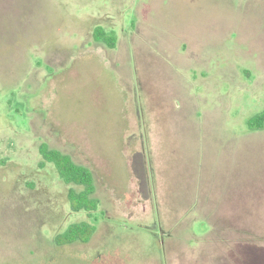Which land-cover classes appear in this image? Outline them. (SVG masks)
<instances>
[{
  "label": "rangeland",
  "instance_id": "374dc122",
  "mask_svg": "<svg viewBox=\"0 0 264 264\" xmlns=\"http://www.w3.org/2000/svg\"><path fill=\"white\" fill-rule=\"evenodd\" d=\"M261 111L264 0H0V264H195L211 221H264ZM42 142L92 171L97 210Z\"/></svg>",
  "mask_w": 264,
  "mask_h": 264
},
{
  "label": "trees",
  "instance_id": "16d2710c",
  "mask_svg": "<svg viewBox=\"0 0 264 264\" xmlns=\"http://www.w3.org/2000/svg\"><path fill=\"white\" fill-rule=\"evenodd\" d=\"M93 39L104 43L110 48L116 44L115 34L106 32L100 26L94 28ZM251 119V129L263 128L264 111L255 114ZM252 123H256V125L252 126ZM38 151L42 156V161L39 165L43 166L45 162L53 163L62 181L72 185L67 193L71 210H83L87 213L97 210L99 202L94 196L96 186L92 171L88 167L74 162L70 155L58 149L50 148L43 142L39 145ZM73 186H79L80 189H76ZM94 231L95 226L85 221L72 223L64 232L57 234L54 241L56 245L71 244L76 241L87 243Z\"/></svg>",
  "mask_w": 264,
  "mask_h": 264
},
{
  "label": "crops",
  "instance_id": "0c3cea01",
  "mask_svg": "<svg viewBox=\"0 0 264 264\" xmlns=\"http://www.w3.org/2000/svg\"><path fill=\"white\" fill-rule=\"evenodd\" d=\"M210 224L213 240L200 242L196 248L188 246L183 258L195 253L196 257H192L196 258L195 264H264V221L233 220L221 224L211 221Z\"/></svg>",
  "mask_w": 264,
  "mask_h": 264
}]
</instances>
